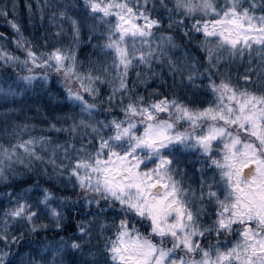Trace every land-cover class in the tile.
<instances>
[{
  "label": "snow or ice",
  "instance_id": "1",
  "mask_svg": "<svg viewBox=\"0 0 264 264\" xmlns=\"http://www.w3.org/2000/svg\"><path fill=\"white\" fill-rule=\"evenodd\" d=\"M37 10L0 44V264H264V0Z\"/></svg>",
  "mask_w": 264,
  "mask_h": 264
},
{
  "label": "trees",
  "instance_id": "2",
  "mask_svg": "<svg viewBox=\"0 0 264 264\" xmlns=\"http://www.w3.org/2000/svg\"><path fill=\"white\" fill-rule=\"evenodd\" d=\"M43 3L44 0H0V10L5 9V5H7L8 11L7 18L0 16V33L7 37L8 40H0V44H8L10 49L13 47L11 45V40L14 36V30L7 22L8 20L13 19V4H15V19L21 25L23 34L25 36H31V34H33L36 29L39 28L40 13L37 8L38 5H41ZM28 5H31V12L29 11ZM30 18L32 20V23H29ZM45 23H47V21H45ZM88 50H90V46ZM81 59H83V56H81ZM0 191H4V189H0ZM73 215H75V213H73ZM68 224L69 227L67 228V231L72 232L74 230V221H69Z\"/></svg>",
  "mask_w": 264,
  "mask_h": 264
}]
</instances>
